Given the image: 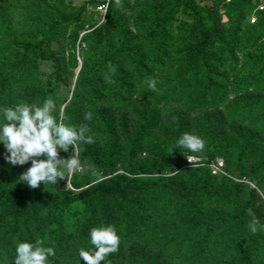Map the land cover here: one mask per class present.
I'll list each match as a JSON object with an SVG mask.
<instances>
[{
	"label": "trees",
	"instance_id": "1",
	"mask_svg": "<svg viewBox=\"0 0 264 264\" xmlns=\"http://www.w3.org/2000/svg\"><path fill=\"white\" fill-rule=\"evenodd\" d=\"M95 1L0 0V123L4 108L51 97L57 120L87 123L95 140L76 152L85 173L34 190L18 181L31 163L10 165L0 143V264L38 239L55 250L49 264H85L90 230L109 225L120 245L102 264H264V6L112 0L96 24ZM251 86L254 98L225 106L230 90ZM185 132L205 142L204 163L219 157L236 180L184 167Z\"/></svg>",
	"mask_w": 264,
	"mask_h": 264
},
{
	"label": "clouds",
	"instance_id": "2",
	"mask_svg": "<svg viewBox=\"0 0 264 264\" xmlns=\"http://www.w3.org/2000/svg\"><path fill=\"white\" fill-rule=\"evenodd\" d=\"M108 3L111 4L112 0H108ZM115 5L122 7V0H115ZM108 68L111 73H115L116 69L111 63ZM104 80L109 84L114 83L108 75H105ZM146 83L153 92L157 91L156 79ZM54 109L55 103L49 97L42 105L18 104L14 108L6 107L2 110L6 121L0 123V143L6 149L4 159L12 166L31 163V167L19 176L18 181L33 190L39 188L41 183L55 186L59 180H67L68 175L81 167L76 154L79 146L95 143L87 123L78 127L67 125L64 123L67 117L57 120L52 114ZM84 119L90 121L92 114L85 113ZM177 146L191 153H200L205 149V142L185 132L178 139ZM61 151L68 153V158H61ZM185 157L192 164L194 157ZM258 225V219L251 220L248 223L250 232L255 234ZM90 243L93 249H80V260L85 264H102L110 254L118 252L120 237L112 225L93 227L90 230ZM15 252L14 264H49V257L56 254L52 247H45L44 241L40 239L35 243H18Z\"/></svg>",
	"mask_w": 264,
	"mask_h": 264
},
{
	"label": "rangeland",
	"instance_id": "3",
	"mask_svg": "<svg viewBox=\"0 0 264 264\" xmlns=\"http://www.w3.org/2000/svg\"><path fill=\"white\" fill-rule=\"evenodd\" d=\"M63 3L71 5V6H76L81 4L83 1L85 0H62ZM213 2V0H197V4L199 6H208ZM223 2H226V0H223ZM259 0H256V3H258ZM253 11L249 13V15L246 17L245 22L250 24L252 22H250V17L253 16L252 15ZM217 14H218V23L220 25H226L227 23V18L225 16V13L223 11V9L221 7L217 8ZM17 15H18V11L17 9H14L11 11V19L14 21V23H17ZM254 17V16H253ZM262 39H264V36L262 37ZM74 54L76 55V60H77V64H79V56L76 52H74ZM42 68H45L44 64H42L41 66ZM77 68V67H76ZM76 70V69H75ZM75 70L73 71L75 73ZM61 96H67V92L65 90H61L59 93ZM257 94V91L255 90V88L253 86L247 88V90H241V91H235L234 89L230 90V92L228 93V96L225 100V106L229 105V106H234L236 105V103L238 105H242L243 102H245L248 99H252L254 98V95ZM221 111L223 112V108L221 109ZM232 123V122H230ZM239 127L238 129L242 130V128L248 127V121H241L239 122ZM228 129V126L226 127V130ZM233 133V132H232ZM139 157H143V154H140ZM88 170V166L84 165L81 168H79L78 170H76V172L78 173H85V171ZM230 175H233L232 171L231 172H227Z\"/></svg>",
	"mask_w": 264,
	"mask_h": 264
},
{
	"label": "built area",
	"instance_id": "4",
	"mask_svg": "<svg viewBox=\"0 0 264 264\" xmlns=\"http://www.w3.org/2000/svg\"><path fill=\"white\" fill-rule=\"evenodd\" d=\"M227 1V0H226ZM108 0H96L94 6L92 7L96 18H97V23L99 24L100 22L103 21L104 18V14H105V10L106 7L105 5H107ZM264 6V0H259V2L256 4L255 6V10H261L262 7ZM250 22H253L254 17L251 16L250 18ZM183 159H184V167H195V166H201V165H205L209 171V173L211 175H223V176H227L233 180V177H230L229 175H227L223 169H222V161L219 157H215L213 158L211 161H208L206 163H204L202 161V159L196 154V153H189V152H183L182 154ZM185 156H191L194 157V159L192 160V164L189 163V161L186 159ZM239 181V180H238Z\"/></svg>",
	"mask_w": 264,
	"mask_h": 264
},
{
	"label": "water",
	"instance_id": "5",
	"mask_svg": "<svg viewBox=\"0 0 264 264\" xmlns=\"http://www.w3.org/2000/svg\"><path fill=\"white\" fill-rule=\"evenodd\" d=\"M78 68V67H77ZM77 68H76V70H77ZM76 70H75V72H76Z\"/></svg>",
	"mask_w": 264,
	"mask_h": 264
}]
</instances>
